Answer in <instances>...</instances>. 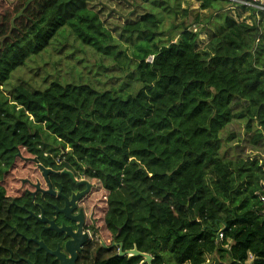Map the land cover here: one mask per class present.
I'll list each match as a JSON object with an SVG mask.
<instances>
[{
	"label": "trees",
	"instance_id": "1",
	"mask_svg": "<svg viewBox=\"0 0 264 264\" xmlns=\"http://www.w3.org/2000/svg\"><path fill=\"white\" fill-rule=\"evenodd\" d=\"M93 1L15 0L0 12V264L12 263L6 249L25 258L10 239L9 227L21 222L4 217L21 214L32 160L83 175L103 210L102 236L150 264H264V12L237 0H140L144 13L116 37ZM187 2L216 18L200 26L196 15L198 28L186 26ZM52 42L73 49L71 57L110 61L112 87L54 81L6 92ZM235 121L260 158L220 154L221 134ZM95 254L91 264L143 262Z\"/></svg>",
	"mask_w": 264,
	"mask_h": 264
},
{
	"label": "flooded vegetation",
	"instance_id": "2",
	"mask_svg": "<svg viewBox=\"0 0 264 264\" xmlns=\"http://www.w3.org/2000/svg\"><path fill=\"white\" fill-rule=\"evenodd\" d=\"M33 163L31 175L20 183L24 202L16 206L21 214L4 217L10 223L21 222L9 227L13 232L10 239L25 258L14 259V252L6 249L3 260L10 264H91L99 249L117 256L118 248H111L117 243L103 242V210L93 184L74 169H59L57 160L46 166Z\"/></svg>",
	"mask_w": 264,
	"mask_h": 264
},
{
	"label": "rangeland",
	"instance_id": "3",
	"mask_svg": "<svg viewBox=\"0 0 264 264\" xmlns=\"http://www.w3.org/2000/svg\"><path fill=\"white\" fill-rule=\"evenodd\" d=\"M15 0H0V12L5 8H10ZM100 14L99 18L103 21L114 36H118V30L123 24L136 19L140 14L144 13L143 9L145 5L140 0H94L91 5ZM181 9H187L191 14L190 18L183 19V23L186 26L194 29L197 26L190 23L198 15L199 25L202 26L206 21L213 22L212 19L216 18L213 13V17L208 11H199L197 3H183ZM221 15V13H219ZM237 13L230 12V16L237 22H241L244 15L240 18L236 17ZM210 17V18H209ZM212 18V19H211ZM180 16L174 19V24L181 22ZM246 23L248 21L246 20ZM210 24V23H208ZM207 24V26H208ZM198 28V27H197ZM208 34L203 32L199 36L198 46L207 44ZM61 45L52 44L46 48V50L37 57L30 58L24 67L17 70L9 79L5 86V91H11L12 87L24 86V88L34 91L45 90L51 82L58 81L60 83H74L79 85L80 83L89 85L98 92L108 90L113 85L112 74L108 73L111 62L106 60L102 62V59L97 54H91L93 58H89L87 53L80 56L71 57L69 54L74 52L71 48H65L61 51ZM84 51V50H83ZM84 58L85 63L82 62L76 65L77 61ZM150 61V59H148ZM87 62V63H86ZM93 65V66H92ZM117 86V85H116ZM115 86V87H116ZM243 123L232 122L225 131L221 134L222 151L221 155L224 159H258L262 156V149L260 147H253L248 144L247 135H245L243 129ZM228 138H231L228 142H225ZM59 156H57V159ZM27 161V160H26ZM24 159L20 160L19 166L26 164ZM20 187V185H19ZM105 196V194H104ZM261 201L264 196H260ZM103 242L108 245L111 241L106 234L102 236Z\"/></svg>",
	"mask_w": 264,
	"mask_h": 264
},
{
	"label": "water",
	"instance_id": "4",
	"mask_svg": "<svg viewBox=\"0 0 264 264\" xmlns=\"http://www.w3.org/2000/svg\"><path fill=\"white\" fill-rule=\"evenodd\" d=\"M32 161L36 162V160H32ZM39 246H40L39 249H44L42 244H39ZM113 247L118 248V253H117L118 257H121V258L122 257H128V258L142 257L143 258V262L141 264H143V263L150 264V262L152 260V258L150 256L142 255V254L138 253L135 249L130 250V251H122V245L120 243H117V244L113 243L111 248H113ZM47 253H49V252H47ZM52 255L54 256L55 254H52ZM26 263L27 264H31L29 262H26Z\"/></svg>",
	"mask_w": 264,
	"mask_h": 264
},
{
	"label": "built area",
	"instance_id": "5",
	"mask_svg": "<svg viewBox=\"0 0 264 264\" xmlns=\"http://www.w3.org/2000/svg\"><path fill=\"white\" fill-rule=\"evenodd\" d=\"M235 2H237L242 7L253 8L259 12H264V0H237ZM230 12L236 13L235 9H230ZM230 12H229V14H230ZM150 61H151V59H150ZM262 201L264 202V197L262 198Z\"/></svg>",
	"mask_w": 264,
	"mask_h": 264
},
{
	"label": "crops",
	"instance_id": "6",
	"mask_svg": "<svg viewBox=\"0 0 264 264\" xmlns=\"http://www.w3.org/2000/svg\"><path fill=\"white\" fill-rule=\"evenodd\" d=\"M248 21V23L250 22L249 20H247Z\"/></svg>",
	"mask_w": 264,
	"mask_h": 264
}]
</instances>
